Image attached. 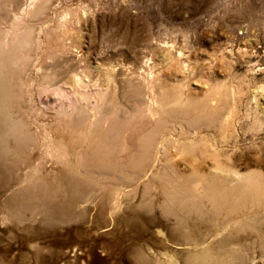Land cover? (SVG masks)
Instances as JSON below:
<instances>
[{"label": "rangeland", "instance_id": "rangeland-1", "mask_svg": "<svg viewBox=\"0 0 264 264\" xmlns=\"http://www.w3.org/2000/svg\"><path fill=\"white\" fill-rule=\"evenodd\" d=\"M45 1L44 13L34 15L36 0H0L1 31L14 28L18 40L31 29L24 51L17 40L0 45V76L5 77L11 68L17 84L13 109L40 139L26 153L17 154L21 162L0 163V264H24L23 254L29 256L38 240L52 253L40 256L46 262L32 259L27 264H75L77 257L82 264L93 259L97 264H143L138 253L163 263L179 258L181 249L191 246L214 252L210 264H264V203L240 205L230 216H223L209 212L202 198H197L199 211H188L184 225L196 240L191 245L178 239L169 220L150 208L152 203L143 201L145 206H140L151 193L161 200L167 183H182L183 192L196 193L195 181L187 178L194 172H217V166L227 177L254 170L264 180V0ZM21 56H27V62L18 63ZM45 76L48 81L43 80ZM100 94L108 103L99 114H107L109 123L119 116L123 125L126 120L118 137L128 149L119 146L110 155L113 165L96 164L92 171L85 160L74 162L72 153L58 164L46 152V126L68 124L83 113L88 119ZM154 101L165 102L169 111L160 110L152 118L145 111ZM203 107H210L207 116L195 122L193 117ZM230 112L232 122L223 126ZM158 121L162 126L145 150L139 141ZM86 146L80 144L75 151L84 157ZM140 153L147 155L137 163ZM71 167L76 176L67 171ZM55 168L73 177L72 195L79 189L86 191L71 203L69 213L77 217L66 223L48 220L44 212L31 209L11 214L9 208L14 209L16 194L29 185L30 174L38 170L49 175L58 171ZM93 170L108 174L104 179ZM37 183L45 190L40 195L44 200L62 202L71 196L61 180ZM121 192L123 206L117 208L114 202ZM59 212L63 218L67 214ZM2 217L10 219L7 227ZM8 232L13 239L7 238ZM44 249L42 255L47 253ZM93 252L97 255L92 256Z\"/></svg>", "mask_w": 264, "mask_h": 264}, {"label": "bare ground", "instance_id": "bare-ground-1", "mask_svg": "<svg viewBox=\"0 0 264 264\" xmlns=\"http://www.w3.org/2000/svg\"><path fill=\"white\" fill-rule=\"evenodd\" d=\"M45 5H47L45 0H36V6H34V9L31 10V12L34 15H39L42 12L44 13V9H47V8H45ZM30 30L31 29H29L28 31H25L24 34H22V37L19 34L20 37H18V38H20V39H18V40L14 37V35H15V29L14 28L10 29L7 32H5L6 30L5 31L4 30H2V31L0 30V45L3 46V45H6L7 42H13V41L17 40L18 43H19V45H17L19 50L20 51H24L25 47L27 46V43L29 42V39H30ZM28 45H29V43H28ZM26 48H28V47H26ZM23 55H25V54L23 53ZM19 58L20 57L17 58L18 63L23 64V63L27 62L26 61L27 60L26 59L27 56L26 57L25 56H21V59H19ZM42 67H43V65H42ZM8 71L11 73V68ZM9 72L6 73L5 77H3V76L1 77L0 76V163L3 164V165H4V163H9L10 161H12V159H13V161H20L21 159H19V156H18L19 155L18 153L20 151H22V153L23 152L26 153V151H27L26 148H28V151H29V149H30V147L32 145H35L38 142H40L39 141L40 139L38 137L39 135L37 133L34 134L35 132L32 133L33 130L30 132L31 128H29V124L27 122H25L24 120H22L20 118L21 116L19 117V115L16 114L17 111H15V109H13L15 106L13 104L14 102H13L12 99H13L14 95H16V86H17V84L14 83L13 79L11 78V74ZM49 75H50V73H49ZM52 75H54V74H52ZM45 79H47V76H45V78H43L44 81H45ZM48 79H49V77H48ZM48 79H47V81H48ZM49 85H50V83H49ZM3 86H4V89L2 88ZM22 88H23V86H22ZM19 89L22 90L21 88H19ZM17 92H18V90H17ZM106 96H108V95H106ZM97 99H98V100H96L97 104L95 105L96 107H94L92 109L93 111L90 112L89 117L87 116L88 119H86V115H83L84 114L83 113V114H81L80 117H78V119L76 118V119H73V120H69L68 124H64V122H65L64 121V122H56L54 125H49L48 127L46 126L47 132H45V133L47 134V136H49V139H48L49 140V144H47L48 145V147H47L48 150L46 152L49 155V157L51 159H54V161L57 162L58 164H63L67 160L68 156H71L72 154H74V157H75V161L74 162H78V163L81 162V164H82L83 160H85L84 162L87 163V166L90 167L91 171H92V169H94L93 167H95L94 165H96V164L97 165H101V166L113 165L112 160H110L112 158V157L110 158V155L111 154L113 155V153L116 151L115 149L118 148L119 146H121L122 142H125V141L119 142V140H121L122 138L119 139L118 136H120L121 132L123 131V128H126V125H125L126 120H124L125 121L124 122L125 127L122 124L123 123V121L121 120L122 118H119L120 116L119 117H115L114 119H111V121L109 123L108 120H107L108 115L106 114L107 117H106V115L103 117V115H100V114H102L101 111H98L99 109L103 108L104 106L102 107V105H105L106 104L105 102L108 103V101H107V99H106L104 94H100V97H98ZM30 104H32V103H30ZM185 106H187V105H185ZM212 107L216 108V104H212ZM203 108H204L203 111H202V108L201 109L199 108L203 112V114H201L202 112L200 113L201 115L199 113H198L199 115L198 114L195 115L198 112V110L197 111L194 110V111H196V113L194 112L195 116L193 117L195 122H199L205 116H207V114H208L207 108H210V107H203ZM146 109L147 110L145 111V113L148 114V115L151 114L152 118L153 117L156 118L158 113H160L159 112L160 110H161L162 113L168 110V108L166 107L165 102H163L161 104H156V101H154V105L153 106H149ZM190 110H192V109H190ZM80 111H81V109H80ZM105 112H108V111H104L103 113L105 114ZM166 113H169V112H166ZM232 114L233 113L230 112L228 115L225 116V118H223V122H222L223 126H228V125L231 124V122H232ZM181 115H182V113H181ZM93 116H94V118H91ZM97 116H99V117H97ZM133 119L134 118H132L131 120L134 121ZM79 120L80 121L82 120V122H83L82 126H80V123H82V122H79ZM131 120H129V121L131 122ZM67 121L68 120H66V122ZM192 122H193V120H192ZM85 123H87L89 125V127H87V124H85ZM158 123H159V121L156 123L155 127L150 132H148L147 134L142 135V138L139 141V143H140L139 145H141V147H143L145 150H147V149H149L151 147L152 136H153V134H155V130L162 126V123H160V125ZM114 126H117L115 128V131L108 134L107 131L109 130V128L111 127L110 129H112ZM133 126H135V125L133 124ZM93 128L95 130H94V133L92 135ZM128 128H129V126H128ZM195 128H197V127H195ZM124 140H126V139H124ZM80 144H83V145L86 144L87 145L86 148H85L86 155H84V157H83V152L81 154H78L79 151H75V149ZM125 145H127V144H125ZM122 146L120 147V150H124V149L127 148V147L124 148L125 146L124 147H122ZM42 148H43V146H42ZM33 149H35V148H33ZM33 149L31 148L32 151H33ZM44 151H45V149H44ZM117 151H119V150H117ZM125 152H126V150H125ZM101 154H103V157H100ZM146 155H147V153H140L139 156H138V159L135 158L136 162L139 163L141 160H144L146 158ZM17 156H18V159L16 158ZM93 156H96L98 158L95 159V158H93ZM129 158H128V160H129ZM106 159H108V160H106ZM121 159H123V157ZM22 161H24V159ZM128 162H130V161H128ZM72 163H73V160H72ZM132 163H133V161H132ZM123 165H124V163H123ZM123 165L121 166V168L123 167ZM103 168L106 169V167H103ZM118 168H116V169H118ZM130 168H131V164H130ZM109 169H111V168H109ZM116 169H114V170H116ZM216 169H218L217 172H210L208 174H205V173H203V174L200 173L199 174L197 172H194L193 174L190 175L189 178H187L188 180H191V181L194 180L195 181L194 185H195V187L197 189L196 193H194V192H186V193L183 192L186 189V187L182 183H177V182L167 183V184L163 185L165 190L162 189V187H161V189L164 190V193H165L164 197L161 200L155 198L157 195L155 197H152L153 195L151 193L152 196L150 194L147 195V197L149 199L142 200V202L140 203V206H145V205H143V201H144V203L148 202V204L152 203L150 208L151 209L155 208L156 210H158L157 212L162 213L161 215H163V217H165L166 220L167 219L169 220V223L172 224L171 225L172 228L171 227L170 228L172 230H174L173 232L174 233H176V232L179 233V235H178L179 238L178 239L182 240L183 243H185L186 245L187 244L191 245L196 240L191 235L189 227L187 228L184 225H185V222L187 220L186 218H187V215H188V211H190V210L199 211L196 208L197 202H198L197 198H202V202H204L203 206L209 212L210 211H215L217 214H222L223 213V216H230L232 213L237 211L236 207L240 206V205H245V204H251V205L260 204L261 205L262 203H264V180L262 179L261 175H260L261 177L257 175L258 172L253 170L252 172H249V173H246V174L234 173V175H232L230 177H227V176H225V173H223V171H222L224 169H222L220 166H217ZM55 170H58V171L56 173H53V172L49 173V175H45V174H43L42 172H40L38 170H36L33 173V175L30 174L31 181L29 182V185L27 187L22 188L16 194V197H15L16 201L14 200L15 201L14 209L13 208H9V211L11 212V214L14 213V212L15 213H21V212H23L26 209H31V210L38 211V212H44L46 214V217H47L48 220L51 218L52 221L66 222L67 219L71 218V221H73L72 219L77 214L69 213V210L71 209L70 206L72 205L71 203L73 201H76V197H78L80 194H81V196L86 194V191L84 189H79L78 192L75 193V195H72L73 194L72 189L75 188V184H70V183L73 182V177L72 176H76L75 175L76 169H74L73 167L67 168V171H70L73 174L72 176H70L66 171L65 172L64 171H60V170H62L60 168H57V169L55 168ZM126 171H128V169ZM93 172H96V170H93ZM128 172H130V171H128ZM259 172H261V171H259ZM96 173L98 174V176H102L103 175V178H104V175L108 174V173L104 174V173H101L99 171L96 172ZM132 175L133 174H131V176ZM46 179H50V180L58 179V180H61L63 182V187H64L65 191L68 194H70L71 196H69V197L67 196L62 202H60V201H58V200H56L54 198H46V200H44L40 196V195H44L45 194L44 188L41 185L38 186V187H36L35 185L38 184L37 181L46 180ZM110 179H112V178L110 177ZM232 181H235V182H232ZM20 185H22V184H20ZM148 189H149V187H148ZM144 190H146V189H144ZM121 191H123V190H121ZM136 193H134V194H136ZM120 194L117 196V198L115 199V202H114L115 203V207H117V208H121L123 206L122 198L124 197V195L122 193L123 196H120ZM134 194L132 196H134ZM142 194H143V192H142ZM126 195H127V193H126ZM127 196H129V195H127ZM132 196H130V197H132ZM67 198H69L71 200L70 201L66 200ZM17 200H18V202H17ZM9 201H11V200H9ZM136 203H138V202H136ZM59 210H63V211H65L67 213L64 218H63V215L59 212ZM156 210H153V211H156ZM203 211H205V210H200V212H203ZM197 215H200V214H197ZM211 215H212V212H211ZM79 216H80V214L78 215V217ZM0 217H1V215H0ZM213 218H215V217H213ZM217 218H219V217H217ZM8 221H10V219H7L6 217H2V222L5 224L4 226L7 227L9 225ZM68 221H70V220H68ZM215 221L217 222V220H215ZM66 223H68V222H66ZM56 225H58V224H56ZM11 228H13V227L11 226ZM11 228L9 227L8 230L12 231ZM32 228L34 229L33 226H32ZM54 228H55V226H54ZM36 233H38V232H36ZM5 235H3V236H5ZM7 238L13 239L11 233H9ZM33 243H34V240H33ZM86 244H87V242H86ZM41 245H43V242H41V240L35 241V244L32 245L31 250L28 248L30 250V254L31 255L29 254V256H27L26 254L25 255L23 254L24 258H23L22 262H24V264H27L32 259L35 260L36 262L41 261V260H44L46 262L47 259L45 260V258L47 257V255L50 256L52 251H50L48 248L42 247ZM43 249L45 250V252H47L46 255H42L41 254L40 251H42ZM208 250L209 249H206V248H203V247H200V246H191L190 248L189 247L188 248H184V249H181V251H180L181 255H180L179 258L175 259V257H173L172 259H167V260L163 261V263L162 262H160V263L157 262V260L155 258H153V257H150V255H148L149 256L148 257V256H145L144 254L138 253L140 255L139 256V260H140L139 263H143V264H149V263L150 264H210L211 263L210 262V255H214L215 253L211 252V251H208ZM94 252L92 253V256L93 255H97ZM99 252H101V251H99ZM40 256H45V258L44 257H40ZM66 256H68V255L66 254ZM90 256H91V254H90ZM100 256H103V255H100ZM134 256H135V254H134ZM94 257L97 258V256H94ZM59 258H61V257H59ZM5 259L7 260V258H5ZM51 259H52V257H51ZM85 259H86V257H85ZM48 260H49V257H48ZM108 260H109V257H108ZM44 261H43V263L45 264ZM92 261H93L92 263H90V262L89 263L90 264H97V262H95L96 259H93ZM220 261H221V259H220ZM80 262H81V259H80ZM80 262L78 261V257H77L76 260H75V264H82ZM71 263H73V262H71ZM84 264H88V262H86V263L84 262ZM103 264H105V262Z\"/></svg>", "mask_w": 264, "mask_h": 264}]
</instances>
